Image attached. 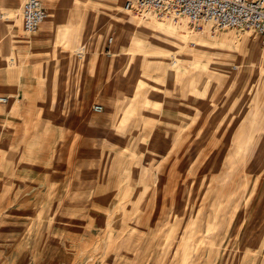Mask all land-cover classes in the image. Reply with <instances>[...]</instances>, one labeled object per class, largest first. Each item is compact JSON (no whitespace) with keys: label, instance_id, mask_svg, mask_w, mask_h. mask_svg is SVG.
Returning <instances> with one entry per match:
<instances>
[{"label":"rangeland","instance_id":"1","mask_svg":"<svg viewBox=\"0 0 264 264\" xmlns=\"http://www.w3.org/2000/svg\"><path fill=\"white\" fill-rule=\"evenodd\" d=\"M56 1L55 42L27 48L17 16L0 58V264H264L256 31Z\"/></svg>","mask_w":264,"mask_h":264},{"label":"built area","instance_id":"2","mask_svg":"<svg viewBox=\"0 0 264 264\" xmlns=\"http://www.w3.org/2000/svg\"><path fill=\"white\" fill-rule=\"evenodd\" d=\"M46 0H21L20 18L27 34L35 33L47 20ZM127 12L145 17L153 14L175 22L187 21L194 28L210 26L212 32L221 29L254 30L264 48V0H127ZM11 97L0 96V104H8ZM102 112L101 105L94 106Z\"/></svg>","mask_w":264,"mask_h":264},{"label":"crops","instance_id":"3","mask_svg":"<svg viewBox=\"0 0 264 264\" xmlns=\"http://www.w3.org/2000/svg\"><path fill=\"white\" fill-rule=\"evenodd\" d=\"M4 2L6 4L5 7H3L2 5V3ZM17 2H18V8H17L18 10L16 12L12 8V3H13L12 1L0 0V58L5 59L6 61L8 60L10 64L16 63L15 59L17 56V52H16L17 40L12 34V31L14 30L16 23L19 20L17 16H19L20 18L19 10H20L21 0H17ZM45 8L48 12L49 19L47 18V20L44 21L43 24H41L40 28L35 33L27 34L22 28V31L26 34V37L22 39L21 42L23 43V45L27 46V48L40 49L46 46V43H49L51 41L55 42L56 37L58 36L57 31H59V28L57 24L61 22L60 20L63 14V11L59 9L60 2L56 0H46ZM49 13H50V16H49ZM149 15L150 16L152 15V18L155 19L153 14L150 13L147 16ZM140 22L142 23V20H140ZM135 24H136V21H134V24L131 27L132 33L130 32L129 36H127L126 30L124 31L123 29L124 27L126 29V26L121 27L122 28L121 31L123 32V35L128 37L127 38L128 40L131 39L133 34L136 35L142 30V26L139 27L140 29L134 30L133 27L135 26ZM21 25H22V22H21ZM53 35H55L54 38H53ZM169 41H170V38L167 39L166 44H169L170 43ZM166 44H163V45H166ZM79 54H80V57L82 58V61L85 63L86 62L88 63L89 59L87 57V53H86V50H84V48L80 49ZM13 85H14L13 72L9 71L8 69L0 68V87H9ZM9 89L13 90L14 87L12 88L10 87ZM3 96L15 97L12 93H9V95H3ZM4 112L5 111L3 109H0V113H4ZM262 152H264V146H263Z\"/></svg>","mask_w":264,"mask_h":264},{"label":"bare ground","instance_id":"4","mask_svg":"<svg viewBox=\"0 0 264 264\" xmlns=\"http://www.w3.org/2000/svg\"><path fill=\"white\" fill-rule=\"evenodd\" d=\"M43 23H44V22H43ZM43 23H42V24H43ZM111 38H112V37H111ZM111 41H113V38H112V40H111ZM109 42H110V41H109ZM112 44H113V43H112ZM9 97H10V96H9Z\"/></svg>","mask_w":264,"mask_h":264}]
</instances>
